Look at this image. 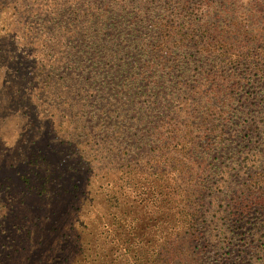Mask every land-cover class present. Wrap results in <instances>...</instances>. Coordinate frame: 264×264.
I'll use <instances>...</instances> for the list:
<instances>
[{"label": "trees", "instance_id": "16d2710c", "mask_svg": "<svg viewBox=\"0 0 264 264\" xmlns=\"http://www.w3.org/2000/svg\"><path fill=\"white\" fill-rule=\"evenodd\" d=\"M65 2L47 16L54 17L52 29L32 36L30 30L24 42L34 61L26 74L29 98L38 102L37 91L53 101L50 120L68 117L67 108L77 131L92 113L97 126L91 136L82 132L90 140L115 123L120 130L112 126L102 139L114 152L128 143L121 141L126 130L143 133L128 146L150 149L136 163L90 167L87 198L76 208L71 247L65 244L68 262L211 264L202 214L209 152L225 142L231 122L241 126L236 121L250 75L264 86V0ZM166 91L169 100L155 108L152 101ZM130 113L138 114L133 126ZM260 164L237 192L232 217L235 225L255 224L264 245ZM254 244L234 259L232 252V264H254L260 247Z\"/></svg>", "mask_w": 264, "mask_h": 264}, {"label": "rangeland", "instance_id": "374dc122", "mask_svg": "<svg viewBox=\"0 0 264 264\" xmlns=\"http://www.w3.org/2000/svg\"><path fill=\"white\" fill-rule=\"evenodd\" d=\"M65 3V0H0V264H70V249L65 244L72 241V224L79 214L76 208L87 198L90 167L108 169L124 160L136 163L141 153L150 150L128 146L138 142L143 133L134 137L133 131L126 130L121 141L128 143L114 152L102 139L113 130L112 126L120 130L115 123L108 122L103 134L96 136L100 132H94L97 138L90 140L83 133L89 132L91 136L97 126L92 113L77 131L76 126L70 125L72 119L67 108L63 116L68 117L50 120L46 115L54 112L48 105L53 101H47V96L37 91L34 94L38 102L29 98L32 87L26 83V74L28 67L33 70L34 61L24 42L30 30L32 36L44 26L52 29L56 25L54 17L47 16L54 4ZM54 33L53 30L50 34ZM45 79L46 76L42 81ZM256 80L254 74L250 75L243 91V96L247 92L248 96L236 121L241 126L232 127L231 122L225 142L216 144L209 152L208 162L213 170L204 192L202 214L211 252L208 257L218 259L211 260V264H232V252L237 251L233 259L241 251L247 254L254 242L255 247L260 246L254 264H264L259 228L254 222L251 227L243 222L235 225L232 217L237 192L253 176L258 164H264V86ZM165 95L168 96L163 100L152 101L158 103L155 108L172 94L166 91ZM135 97L132 100L139 103ZM243 103L239 99L238 104ZM136 116L137 113L128 115L131 126L134 125L131 118ZM256 128L258 131L253 133L251 130ZM233 231L236 235L232 243Z\"/></svg>", "mask_w": 264, "mask_h": 264}]
</instances>
